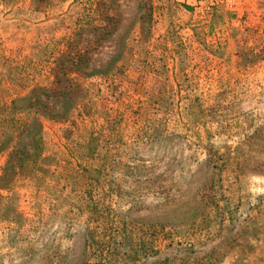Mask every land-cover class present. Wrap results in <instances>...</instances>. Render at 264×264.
I'll use <instances>...</instances> for the list:
<instances>
[{"label":"rangeland","instance_id":"rangeland-1","mask_svg":"<svg viewBox=\"0 0 264 264\" xmlns=\"http://www.w3.org/2000/svg\"><path fill=\"white\" fill-rule=\"evenodd\" d=\"M188 2L0 0V264H264V0Z\"/></svg>","mask_w":264,"mask_h":264},{"label":"trees","instance_id":"trees-1","mask_svg":"<svg viewBox=\"0 0 264 264\" xmlns=\"http://www.w3.org/2000/svg\"><path fill=\"white\" fill-rule=\"evenodd\" d=\"M108 13H110V10H108L106 12L107 15H108ZM103 19L105 20V14H104V17L102 18V21H103ZM110 19L113 20L111 16H110ZM78 60L80 63H83L86 60H89V58H87V56H85V55L82 56V54H79ZM58 67H59L58 78L64 77L65 74L67 73V71H65V69L62 65L61 66L59 65ZM61 72H63V73H61ZM58 82H59V79H58ZM67 83L69 86H67L66 89H70L71 84H69L70 83L69 79H67ZM37 90H39V89L34 88L32 91H30L28 96L31 97L34 94V92H36ZM36 100H37V102H38V100L40 101V103L38 102L40 105H42V106L44 105V104H41V102L43 100H41V99H36ZM41 112H42V110H41ZM28 118L26 120L25 119L22 120V122L19 124V127H17L15 130V133H14L15 136H13V135L12 136H13V138L15 137L14 141L19 144V142L17 141V139H19V136L24 134V132L26 130L27 131L29 130L27 132V136H31L30 149L28 151H24V150L21 151L19 149H17L16 151H13V152L11 151L10 155H9V161L7 162V165L4 167L5 171L8 168L14 169L17 166L22 169V168H24V164H26L27 162H32L36 167H38L39 162L43 157V153H42V149H41L42 138L40 135L41 131H42V124L35 117L34 118L32 117L31 121L28 120ZM33 124H35L37 126V128L32 132L31 129L33 128L32 127ZM9 140L10 141L12 140L10 136H9ZM16 146H17V144H16ZM0 181L3 185L0 188L9 187L8 185L10 184V182L6 181L4 176L0 177Z\"/></svg>","mask_w":264,"mask_h":264},{"label":"crops","instance_id":"crops-1","mask_svg":"<svg viewBox=\"0 0 264 264\" xmlns=\"http://www.w3.org/2000/svg\"><path fill=\"white\" fill-rule=\"evenodd\" d=\"M189 2L188 3H195L196 2V0H188Z\"/></svg>","mask_w":264,"mask_h":264}]
</instances>
